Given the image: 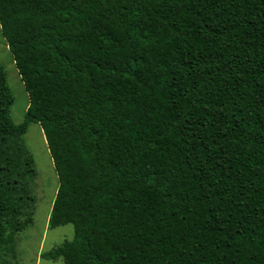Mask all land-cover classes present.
Segmentation results:
<instances>
[{
  "label": "trees",
  "instance_id": "16d2710c",
  "mask_svg": "<svg viewBox=\"0 0 264 264\" xmlns=\"http://www.w3.org/2000/svg\"><path fill=\"white\" fill-rule=\"evenodd\" d=\"M0 138L37 122L65 264H264V0H0ZM0 161V248L13 196Z\"/></svg>",
  "mask_w": 264,
  "mask_h": 264
},
{
  "label": "rangeland",
  "instance_id": "374dc122",
  "mask_svg": "<svg viewBox=\"0 0 264 264\" xmlns=\"http://www.w3.org/2000/svg\"><path fill=\"white\" fill-rule=\"evenodd\" d=\"M0 69L8 94L13 98L10 115L22 125L30 101L13 55L0 25ZM1 180L13 196V210L7 218L8 236L0 248V264H65L63 259L47 260L50 253L74 238L71 224L52 227V208L60 187L59 175L46 136L37 123L24 134L0 138Z\"/></svg>",
  "mask_w": 264,
  "mask_h": 264
}]
</instances>
